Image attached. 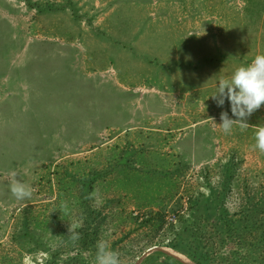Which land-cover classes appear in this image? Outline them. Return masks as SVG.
Returning a JSON list of instances; mask_svg holds the SVG:
<instances>
[{"label":"rangeland","instance_id":"1","mask_svg":"<svg viewBox=\"0 0 264 264\" xmlns=\"http://www.w3.org/2000/svg\"><path fill=\"white\" fill-rule=\"evenodd\" d=\"M258 54L264 0H0V264H264V105L209 97Z\"/></svg>","mask_w":264,"mask_h":264},{"label":"clouds","instance_id":"2","mask_svg":"<svg viewBox=\"0 0 264 264\" xmlns=\"http://www.w3.org/2000/svg\"><path fill=\"white\" fill-rule=\"evenodd\" d=\"M211 97L218 106H223L225 99L230 102L231 112L235 119L229 117L227 111L220 114V128L225 134H231L233 126H238L240 131H245L249 127L247 118L264 105V54L256 55L252 61L237 67L229 78H220L217 82L216 91ZM253 137L254 148L264 154V125H257L254 128ZM9 191L12 196L19 201L30 200L33 196V189L18 178L16 172L9 175ZM92 193L89 198L94 196ZM60 210L67 211V203L62 202ZM81 227L79 222H69L68 237L75 243L80 239ZM95 264H122L120 254L112 250L108 242L100 239L96 243Z\"/></svg>","mask_w":264,"mask_h":264},{"label":"water","instance_id":"3","mask_svg":"<svg viewBox=\"0 0 264 264\" xmlns=\"http://www.w3.org/2000/svg\"><path fill=\"white\" fill-rule=\"evenodd\" d=\"M151 251V250H150ZM152 252V251H151ZM187 264H191V263H187Z\"/></svg>","mask_w":264,"mask_h":264}]
</instances>
